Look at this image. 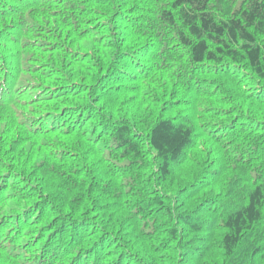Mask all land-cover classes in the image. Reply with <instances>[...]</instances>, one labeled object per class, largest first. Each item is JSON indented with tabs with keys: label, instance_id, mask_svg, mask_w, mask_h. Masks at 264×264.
Returning <instances> with one entry per match:
<instances>
[{
	"label": "trees",
	"instance_id": "16d2710c",
	"mask_svg": "<svg viewBox=\"0 0 264 264\" xmlns=\"http://www.w3.org/2000/svg\"><path fill=\"white\" fill-rule=\"evenodd\" d=\"M0 264H264V0H0Z\"/></svg>",
	"mask_w": 264,
	"mask_h": 264
}]
</instances>
